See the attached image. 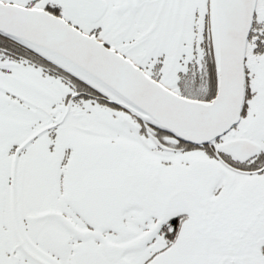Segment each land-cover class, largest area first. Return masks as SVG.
Returning <instances> with one entry per match:
<instances>
[{"label": "snow or ice", "instance_id": "snow-or-ice-1", "mask_svg": "<svg viewBox=\"0 0 264 264\" xmlns=\"http://www.w3.org/2000/svg\"><path fill=\"white\" fill-rule=\"evenodd\" d=\"M0 264H264V0H0Z\"/></svg>", "mask_w": 264, "mask_h": 264}]
</instances>
